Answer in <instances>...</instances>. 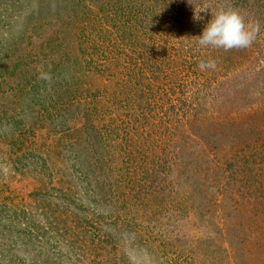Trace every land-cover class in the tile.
I'll list each match as a JSON object with an SVG mask.
<instances>
[{
	"label": "rangeland",
	"instance_id": "obj_1",
	"mask_svg": "<svg viewBox=\"0 0 264 264\" xmlns=\"http://www.w3.org/2000/svg\"><path fill=\"white\" fill-rule=\"evenodd\" d=\"M191 3L0 0V264H264V0Z\"/></svg>",
	"mask_w": 264,
	"mask_h": 264
},
{
	"label": "clouds",
	"instance_id": "obj_2",
	"mask_svg": "<svg viewBox=\"0 0 264 264\" xmlns=\"http://www.w3.org/2000/svg\"><path fill=\"white\" fill-rule=\"evenodd\" d=\"M191 3V0H187ZM201 13L210 14L205 19ZM193 19L203 21V28L195 43L204 47L223 48L224 50L242 49L249 47L256 36L259 26L255 27L246 23L244 17L234 9L221 8L216 11L201 9L199 12L194 10ZM201 70L214 68L215 62L212 60L201 61Z\"/></svg>",
	"mask_w": 264,
	"mask_h": 264
}]
</instances>
